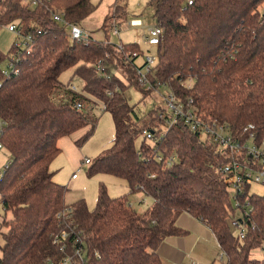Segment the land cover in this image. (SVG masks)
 Segmentation results:
<instances>
[{
    "label": "trees",
    "instance_id": "obj_1",
    "mask_svg": "<svg viewBox=\"0 0 264 264\" xmlns=\"http://www.w3.org/2000/svg\"><path fill=\"white\" fill-rule=\"evenodd\" d=\"M149 3L163 35L146 74L150 87H144L138 82L136 59L144 55L138 42L78 40L66 31V25L82 27L96 7L91 0H0V26L13 23L21 35H31L33 45L30 52L18 53V70L6 76L2 62L15 47L11 43L6 52L0 50V141L9 153L0 201L10 213L2 220L1 264H44L54 256L52 238L60 228L56 213L64 207H71L73 224L82 231L87 248L82 264H161L157 249L163 237L184 233L174 224L182 211L209 227L223 264H264V192L240 197L251 209L241 207L235 216L222 170L228 151L201 139L183 119L170 124V113L160 105L139 116L124 95L131 84L143 96L164 86L200 119L226 124L240 137L252 132L258 141L264 139V0ZM124 7L114 2L113 16L126 20ZM54 13H61L62 20ZM99 60L105 74L96 69ZM69 67L83 80L80 91L58 80ZM99 103L112 115L114 136L90 160L88 173L113 174L125 180L128 190L113 197L100 185L88 208L83 198L65 202L68 187L52 180L49 165L60 152V137L84 128L75 140L79 145L92 134ZM248 123L253 128L243 131ZM149 129L154 136L163 132L162 138L148 140ZM139 134L143 137L136 146ZM139 191L152 198L142 212L129 199ZM231 217L241 222L242 235L231 231ZM253 248L262 250L261 257L250 255Z\"/></svg>",
    "mask_w": 264,
    "mask_h": 264
},
{
    "label": "rangeland",
    "instance_id": "obj_2",
    "mask_svg": "<svg viewBox=\"0 0 264 264\" xmlns=\"http://www.w3.org/2000/svg\"><path fill=\"white\" fill-rule=\"evenodd\" d=\"M95 2H98V4L95 3V9L82 21L83 32H85L86 35L97 40H108L114 43L120 41H136L144 53L155 51V46L149 45L143 38L145 24L154 22V17L152 15L153 5L149 3V0H95ZM114 2H118V4L125 6L124 11L126 12V20L123 16H113ZM131 17H140L143 20V25L134 26L129 23L124 25V20L128 22ZM104 21H106V25L102 27ZM113 25L117 27L118 32L114 31ZM65 28L67 32L71 30L70 25H66ZM9 33L10 32L5 26H0V50L2 52H6L7 46L9 47L12 43L13 38H11ZM136 61L140 65L143 62V57L139 56ZM5 64L6 61H3L2 67H4ZM73 68L74 67H69L62 71L58 80L63 87H66L67 84H73L75 89L80 91L82 89L83 80L77 75L72 76ZM124 95L127 98V102L130 105H134L133 109L139 116L143 115L148 109L153 108L155 105H160L167 113L171 111L166 101L168 91L164 86H159L157 89L143 96L141 89L131 84L124 89ZM94 113L98 118L94 131L87 139L79 145L74 142L75 138L81 135L82 130L84 132V128L78 129L72 133V135L66 137V139L77 148L74 152V156L79 157L76 159L78 163H80L79 165H81L85 157H88L92 162L104 148L109 146L114 136V125L111 113L107 110H103L100 103L94 108ZM142 137V134L136 136V146H139ZM8 158V151L5 148H1L0 169ZM79 165H68L65 162L62 152L55 156L49 168L52 171V180L57 183L65 184L66 186H71L72 193H74L72 197L75 198L74 196H76V194L83 196L88 208L94 206L100 185H104L107 193L113 197L119 196L128 190L124 179L104 172L88 173L91 163H83L77 170L75 167ZM72 172L76 173L77 178L69 180ZM58 180L63 181L59 182ZM249 191L262 194L264 192V184L252 182ZM142 198L143 201L136 202ZM129 199L134 201L133 207L138 212H142L152 204V198L143 195L141 192L130 195ZM231 199L233 203L234 199L232 196ZM241 213L240 209H235V216H240ZM9 217L10 213L8 211L5 212L0 204V254L1 245L3 244L1 232L6 229L2 224V220L8 219ZM228 223L231 231L236 233V228L231 225L230 221H228ZM174 224L181 228L184 233L170 234L163 237L157 249L161 264H191V262L196 261H205L209 264H223V261H219L217 258L221 250L213 235L207 228L204 230L205 228L203 229L200 227V224L195 218L188 215H183L181 218H176L175 216ZM167 248H169V253H163L164 249L168 250ZM261 254L262 250L260 248H253L250 251V255L253 257L259 258Z\"/></svg>",
    "mask_w": 264,
    "mask_h": 264
},
{
    "label": "built area",
    "instance_id": "obj_3",
    "mask_svg": "<svg viewBox=\"0 0 264 264\" xmlns=\"http://www.w3.org/2000/svg\"><path fill=\"white\" fill-rule=\"evenodd\" d=\"M25 3L36 4L39 0H23ZM53 18L61 21V13H54ZM130 25H142V22L138 18H132L128 21ZM6 29L13 32L15 38L12 41V45L15 47V52H13L7 59L6 64L1 69L2 75H9L11 72H16L18 53L22 50L30 52L32 49L31 35H21L16 29V26L11 23L7 24ZM71 30L69 31L71 38H76L78 40H85L88 35L83 32L81 26L70 25ZM145 32L143 33L144 41L149 45H154L155 47L161 41L163 35V27L156 21L145 24ZM115 32L118 29L113 25ZM121 47V45L119 46ZM132 55H136L133 52ZM156 61V52H146L143 55V62L137 69L138 82L144 87H150V82L148 81L146 74L151 71L152 65ZM96 69L105 74V68L101 60L96 63ZM186 85H190V79H188ZM71 88H75L73 84H70ZM111 94V90L106 91ZM166 101L168 107L170 108L171 120L169 123H174L178 119H183L184 123L192 131H198L201 139H209L212 143H215L219 149H225L230 155L229 161L222 167V170L227 174L225 181L228 184L230 194L233 197V206L244 211H249L251 206L244 198L243 201L240 197H244L250 189L252 182H258L264 184V139L258 141L252 132L248 133L246 137H240L232 133L226 124L216 122L215 120L208 121L200 119L196 116V112L193 107L184 109L181 103H176L174 95L169 92L166 96ZM75 105L80 107V102H76ZM2 120L0 119V126ZM253 128L251 123H248L243 131ZM145 135L150 140H159L163 136V132L159 135L154 136L153 130L149 129L145 131ZM2 142L0 141V149L2 148ZM173 157V156H172ZM171 157V158H172ZM90 159L85 157L81 162L89 163ZM259 164L262 166L259 167ZM7 162L3 164L0 169V178ZM81 165L76 169L78 170ZM76 173L72 174L75 177ZM248 186V189L245 188ZM1 204V201H0ZM2 205V204H1ZM3 208V207H2ZM4 210V209H3ZM59 219L60 228L54 233L52 242L57 246V253L48 257L44 264H82L86 259L87 248L83 243L81 238L82 231L78 229L73 224L71 207H64L56 213ZM231 225L236 228V233L242 235L243 228L241 222L236 217L229 218ZM95 254V252H94ZM2 253L0 254V264H1ZM219 261H223V253L220 252L217 256ZM191 264H209L204 262H194Z\"/></svg>",
    "mask_w": 264,
    "mask_h": 264
},
{
    "label": "crops",
    "instance_id": "obj_4",
    "mask_svg": "<svg viewBox=\"0 0 264 264\" xmlns=\"http://www.w3.org/2000/svg\"><path fill=\"white\" fill-rule=\"evenodd\" d=\"M92 1V3L93 4H98V2H95V0H91ZM132 18H138V19H140L141 21H142V23H143V20L140 18V17H131L130 19H132ZM128 23V22H127ZM143 25V24H142ZM141 25V26H142ZM143 28V27H142ZM9 31V30H8ZM10 33V35H11V38H13L14 37V33L13 32H11V31H9ZM13 40V39H12ZM121 42V41H120ZM8 49V46H7V48H6V50ZM77 131V130H76ZM74 133V132H73ZM83 133V130H82V132H81V134ZM69 135H72V133L71 134H69ZM68 135H66V136H62V137H60L59 139H58V141H57V145L60 147V152L58 153V155L59 154H61L62 152H63V154H64V158H65V162L68 164V165H72V164H80V163H78V161L76 160V159H78L79 157L78 156H74V152H75V150H77V148H75L74 147V145L70 142V141H68V139H66V137H67ZM77 138V137H76ZM76 138H75V140H76ZM75 142V141H74ZM76 144V143H75ZM70 152H71V154H70ZM53 161V160H52ZM51 161V162H52ZM81 162V161H80ZM75 168H77V166L75 167ZM73 173H75V172H72L71 173V177L69 178V180H71V179H76L77 178V175L75 176V177H72V174ZM59 181V180H58ZM61 181H63V180H61ZM61 181H59V182H61ZM63 183V182H62ZM67 187H68V189H67V191H66V194H65V202H67V203H71V202H73V201H75V200H78V199H80V198H83V199H85L83 196H79L78 194H76V196H74L75 198H73L72 197V194H74V193H72V188H71V186H68L67 185ZM139 192H141V191H139ZM138 192V193H139ZM135 193H137V192H135ZM135 193H133V194H135ZM143 195H145L143 192H141ZM132 195V194H131ZM146 196V195H145ZM141 201H143V198L141 199V200H137L136 202H141ZM130 202L132 203V205L134 204V201H132V200H130ZM183 215H188V216H191V217H193V218H195L196 220H197V222L200 224H198L200 227H202L204 230H206V228H207V230L212 234V232H211V230L209 229V227L202 221V220H200V219H198V218H196L195 216H193V215H191L190 213H188V212H186V211H182V212H179L177 215H176V218H181V216H183ZM207 231V232H208ZM213 235V234H212ZM214 237V236H213ZM215 239V238H214ZM168 250H166V249H164L163 250V253H165V254H167V253H169V248H167ZM196 262H204V263H208V262H205V261H196ZM191 263H194V262H191ZM212 264V263H211Z\"/></svg>",
    "mask_w": 264,
    "mask_h": 264
}]
</instances>
